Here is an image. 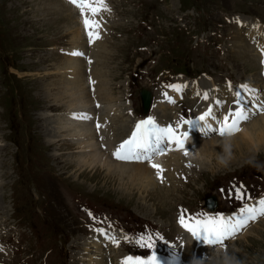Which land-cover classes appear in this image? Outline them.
<instances>
[{
	"label": "rangeland",
	"instance_id": "374dc122",
	"mask_svg": "<svg viewBox=\"0 0 264 264\" xmlns=\"http://www.w3.org/2000/svg\"><path fill=\"white\" fill-rule=\"evenodd\" d=\"M62 1L73 7L78 15L72 3ZM105 1L115 10V23L112 20V25H107L108 14H102L103 31L106 29L108 33H105L98 52H90L94 62L87 64L85 54L79 59L93 72L97 57L106 54V58L99 57V64L106 71L109 69L112 93L125 94L120 100L130 103V112L134 116L143 115L140 88H156L151 87L150 81L155 80L162 69L183 71L188 75L207 71L218 79L230 75L237 81H258L259 75L263 76L259 72L262 70L260 59L252 44H247L244 38L241 44L240 39L235 42L238 38L234 35L236 27L225 21V16H256L264 22V0ZM49 5L38 0L35 3L31 0H0V57L5 55L6 59V62L0 59V264H22L20 257L25 243L28 249H32L34 243L41 244L42 251H36L30 259L33 264H89L96 254L93 255L94 251L90 249L80 253L76 250L73 239L85 230L78 227L79 223L67 205L80 189L85 190L82 195L89 198L116 200V207L122 206L125 223L135 224V218L152 217L166 238L176 231L175 213L180 216L181 209L186 210V216L203 213V200L208 195L214 193L217 196L218 211H236L242 201L229 197L228 192L234 186L243 185L253 199L262 194L264 149L226 164L215 165L217 160L212 158L210 170L206 163L202 170L195 169L191 175L176 179L168 191L157 187V193L148 190L150 194L144 195L140 185L133 184L142 191L135 187V190L129 189L130 179L119 169L109 172L112 169L106 171L104 164L84 163L83 160L88 161L85 156L97 153L94 147L87 146L86 138H49L47 132L52 133L54 129L48 131L47 124L53 123L55 115H64L62 112L67 110V102L72 98L54 99L59 87L54 74L43 81L53 100L44 91L40 92L43 72L60 69L56 65L59 60L67 64L77 59L68 60L66 53L58 52L61 46L67 44L62 48L69 47L72 34L66 29L65 18L49 13ZM197 35L201 37L197 39ZM81 44L84 52V39L79 40ZM245 47L251 54L238 51ZM11 65L19 70H14ZM126 80V84H122ZM87 96L91 97L90 92ZM185 103L190 106L191 101ZM188 106L182 105V109ZM233 108L231 105L227 110L219 109L217 117L223 120ZM119 123L124 124L123 121ZM244 125L245 122L240 126L242 131ZM185 127L188 126L183 125L179 131ZM211 137L199 134L197 141ZM74 141L79 143H72ZM253 148H264V140ZM125 207L129 208V215ZM110 212L116 216L121 214ZM55 223L65 232L64 236L57 234L56 237L61 239L59 242L49 228ZM68 236L70 239L65 243ZM230 244L233 248L228 247L224 253L221 254L222 249L209 250L206 258L209 253L215 254L207 262L198 261L232 264L238 259L242 264H264V218L258 219L251 230L235 242L231 238L226 247ZM52 246L54 248L49 249ZM89 257L91 261L84 259Z\"/></svg>",
	"mask_w": 264,
	"mask_h": 264
},
{
	"label": "bare ground",
	"instance_id": "6f19581e",
	"mask_svg": "<svg viewBox=\"0 0 264 264\" xmlns=\"http://www.w3.org/2000/svg\"><path fill=\"white\" fill-rule=\"evenodd\" d=\"M31 1L35 3V1L37 0ZM38 1H42L43 4H50L48 6L49 13L54 12L58 18H65L66 23L68 24V26H66V29L67 31L69 30V34H72L71 40H69V47H66L67 49L65 50L66 53L67 51L68 53H70L67 54V58L68 60H71L73 57H77L76 60L67 64L60 63L59 60L56 65L60 69H52L51 72H43L45 75L43 76L44 78L40 81L41 83H43V81L48 77H51L52 74L57 75L56 80L58 81L59 87H57L58 92L54 98L56 101H62L64 98H72V100L67 102V108H65L67 110H64L62 112L64 115H55L53 123L47 124L46 128H48V131L50 130V128L54 129L52 130V133L47 132V136L49 138L52 137V139L66 136H80L81 138H86L87 146L94 147L97 150V153L85 156L84 158H88V161L83 160L84 163L89 165H94L95 163L104 164V167L108 169L106 171L112 169V171L109 172H116L119 169L120 171L128 175V179H130V190H135L133 188L135 187L133 184H137L138 186L140 185V187L143 189V191L140 189L139 190L142 191L144 195H146L147 193L150 194L148 190H154L156 192L158 189L157 187H159L160 190L161 187H164L166 191H168V189H170V186L176 183L174 182L176 179L179 180L184 172L186 174H189L193 168L202 170L203 168H205V166H207L206 163H209L208 168L210 170V168L213 167L211 161L212 158H215L217 160L215 165H219V163L221 162V158H224L225 160H227V162H232L234 160H239L242 157H246V155L252 154L255 150L258 151V149H264L253 148L254 145L257 146L264 140L263 115L244 125L243 131L240 129L239 132L231 135L233 137L229 140H225V138L228 136L221 137L219 134H210L209 136H212L211 138L198 142L197 136L201 133L193 129L189 134V138L185 142V149L172 150L166 152L165 154L153 157L152 162L159 164L164 170L161 173L163 179H160L157 176V170L153 169L150 166L149 162H122L115 159L113 153L116 147L122 142V137L126 135L125 133L135 125L136 118H131L128 112L129 102H123L120 100L125 94L120 93L117 95H113L112 93V77L110 73L107 72L109 69L106 71L105 69H103L102 64H99V57L106 58V54L97 57L96 67L93 72L89 66L86 67L79 59L81 55L77 54H85V61L87 64L94 62V59L90 55V52H98V47L106 37L105 33H108L106 29L103 31V23L105 21L103 20V17L101 15L107 13V25H112V20H114V23L116 20L115 10L111 7L109 8V10L102 9L96 16L90 17L98 24V28H96L95 31L99 33V37L101 38L96 39L94 40V42L90 43L86 35L83 18L78 10L77 15L75 9L71 6H66L62 0ZM35 10L37 11V9ZM61 12L63 14H61ZM237 18L240 21V26L239 28L237 27L235 29V35H240L238 36V38L240 39V44L241 41H243V38L249 44H252L251 47L256 52L257 56H261L259 58V64H261L262 68H264V41L262 39V37H264V23H261L259 20L254 21L252 17L250 18L245 15H238ZM244 27H246L247 30L246 34L243 33ZM80 39H84L85 41L86 50L84 52L83 45H79ZM254 40H256L255 44ZM238 51H240L241 53L244 52V54L247 55L251 54L249 49L246 50V47L244 49H239ZM0 59L1 61L6 62L5 55H2ZM247 81L253 82L250 80ZM126 82L127 80L125 82H122V84H126ZM242 84L243 83H237L234 90L229 86H224L222 88L219 87V89L213 94V96L209 95V82H203L201 84L200 91L196 90L197 83L191 84V91H193L194 94L199 97L198 102L196 103L192 112L194 114L191 113L189 119L200 116L210 107L213 109L214 116L218 118L217 114L219 109L227 110V108H230L231 105L235 107L234 101H236L237 99V86ZM40 89L42 90L40 92L44 91V94H46V96L48 95L51 99L52 93L48 91L49 89H47L45 83L42 84V88ZM45 89L47 91H45ZM182 89H184L183 86L181 90ZM181 90L178 91L175 88H171V90L169 91V94L171 95L170 99L174 101L179 99L181 96L178 95ZM89 92L91 96L90 98H88L87 96ZM204 93L208 94L207 99L204 98ZM242 99L246 101L245 97H242ZM217 101H220L221 103L217 104ZM174 103L169 102V99H164L163 101H159L157 105L154 106V113L152 114V116L156 119L157 123L162 125V122L171 120V124L174 127L176 126V124L178 123L176 119L178 117L176 116V112L174 110H170L172 109L171 105ZM74 114H76L77 118H74ZM85 114L87 115V117H91V119L82 118ZM94 115L95 118L92 117ZM122 121L124 122V124L119 123ZM209 123H211L213 127L217 126L215 124V121L211 118L209 120ZM97 124L100 125L99 129L97 128ZM188 130V127H185L181 130V132ZM61 131L63 133H61ZM197 132L198 135L196 134ZM51 142H53V140ZM72 143L78 144L79 142L74 141ZM172 147L175 148V145H172ZM185 150L188 153L187 155L184 154ZM188 165H191V167H189ZM213 171L214 170H212V172ZM158 196L161 199V195L159 194ZM249 229L251 230V228ZM246 231L247 228L245 229L244 233H242V235L249 232V230L247 232ZM241 238H244V236ZM226 245L227 243L215 248L202 247L198 250V253L201 254L204 259H206V254L209 252V250L222 249L221 251L224 252L223 248H225ZM182 246L184 250H187L189 248L188 246H184V244ZM84 259L91 261V257ZM99 261L100 258L96 257L89 264H101Z\"/></svg>",
	"mask_w": 264,
	"mask_h": 264
},
{
	"label": "snow or ice",
	"instance_id": "6c2138e0",
	"mask_svg": "<svg viewBox=\"0 0 264 264\" xmlns=\"http://www.w3.org/2000/svg\"><path fill=\"white\" fill-rule=\"evenodd\" d=\"M69 2L76 6L81 13L89 42L99 39V33L95 31L98 24L90 17L96 16L102 9L108 10L105 0H69ZM77 54L83 55L82 53ZM168 87L175 88L178 91L182 88L179 85H169ZM229 87H231V84H229ZM237 89V99L234 101L235 107L225 114L223 121L214 116L211 107L200 116L193 119H183L175 127L172 124L160 125L154 117L149 116L147 119L135 123L131 135L116 147L113 153L114 158L122 162H149L150 166L157 170V176L163 179L161 173L164 170L159 164L152 162L153 157L165 154L168 151L185 149V142L193 129L199 131L203 136L210 134H219L221 137L231 136L240 131L242 123L249 121L260 111H264V104L253 106L245 103L242 99L243 90L248 89V92L251 93L253 92L252 89L248 88L247 85H239ZM204 98H208L207 93H204ZM169 102L174 103L175 101L169 98ZM216 103L220 104L221 102L217 101ZM74 118H77L76 114H74ZM82 118L90 117L85 114ZM210 118L215 121L216 127L209 123ZM183 125H187L189 130L179 131ZM99 127L100 125L97 124L98 129ZM172 145H175V148ZM184 154H188L186 150ZM188 166L191 167V165ZM228 195L242 201V206L231 216L208 215L207 213L188 214L186 216V210L181 209L178 217L179 224L192 235L196 242L215 248L225 245L227 240L247 227L249 222L256 220L258 217H264V197L257 200L255 204H250L248 201L253 198L246 192L243 185L234 186L228 192ZM97 231L104 235L106 239L111 240L117 246L119 245V241L116 240L114 235H110L103 228ZM125 239L134 241L140 248L152 250L154 249L155 239L162 240L163 238L159 236L154 238L151 233H144L135 237H125ZM165 243L167 242L165 241ZM168 247L171 249L168 264H179L181 256L177 246L169 244ZM121 264H164V261L152 250L147 258L140 255L123 257Z\"/></svg>",
	"mask_w": 264,
	"mask_h": 264
},
{
	"label": "water",
	"instance_id": "95a60500",
	"mask_svg": "<svg viewBox=\"0 0 264 264\" xmlns=\"http://www.w3.org/2000/svg\"><path fill=\"white\" fill-rule=\"evenodd\" d=\"M142 97H143V99H144L145 104L147 105L148 102H149V99H150L149 94H148L147 92H145V91H142ZM146 108H147V107H146Z\"/></svg>",
	"mask_w": 264,
	"mask_h": 264
},
{
	"label": "clouds",
	"instance_id": "9594fccd",
	"mask_svg": "<svg viewBox=\"0 0 264 264\" xmlns=\"http://www.w3.org/2000/svg\"><path fill=\"white\" fill-rule=\"evenodd\" d=\"M221 163H227V160H225L224 158H221ZM232 264H242V261L238 260V259H234L232 261Z\"/></svg>",
	"mask_w": 264,
	"mask_h": 264
}]
</instances>
